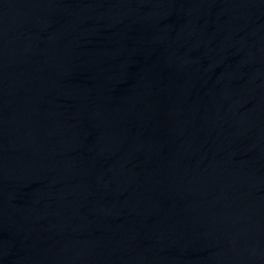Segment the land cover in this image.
I'll return each mask as SVG.
<instances>
[{
	"label": "water",
	"instance_id": "water-1",
	"mask_svg": "<svg viewBox=\"0 0 264 264\" xmlns=\"http://www.w3.org/2000/svg\"><path fill=\"white\" fill-rule=\"evenodd\" d=\"M0 264H264V0H0Z\"/></svg>",
	"mask_w": 264,
	"mask_h": 264
}]
</instances>
